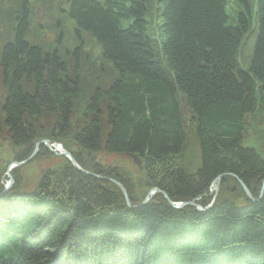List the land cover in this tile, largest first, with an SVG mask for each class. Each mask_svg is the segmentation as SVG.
I'll use <instances>...</instances> for the list:
<instances>
[{
  "label": "trees",
  "instance_id": "16d2710c",
  "mask_svg": "<svg viewBox=\"0 0 264 264\" xmlns=\"http://www.w3.org/2000/svg\"><path fill=\"white\" fill-rule=\"evenodd\" d=\"M3 1L0 140L6 132L22 148L15 159L24 161L37 140L63 141L79 105L84 122L72 136L74 156L92 174L67 160L24 190L15 172L14 187L0 195V264H264V157L243 145L250 116L264 112V0L255 19L252 0H237L235 22L227 0H73L75 42L59 32L55 45L30 41L31 0ZM153 5L163 21L158 44L148 29ZM84 31L102 49L100 65L117 70L109 87L93 93L81 79L93 62ZM44 114L54 115L50 131L36 126ZM187 128L201 149L194 172L177 161ZM98 151L136 155L150 186L135 191L128 177L91 156ZM108 177L126 186L133 206ZM215 180L221 190L208 210L173 207L163 193L206 207ZM152 187L161 191L140 204Z\"/></svg>",
  "mask_w": 264,
  "mask_h": 264
},
{
  "label": "rangeland",
  "instance_id": "374dc122",
  "mask_svg": "<svg viewBox=\"0 0 264 264\" xmlns=\"http://www.w3.org/2000/svg\"><path fill=\"white\" fill-rule=\"evenodd\" d=\"M227 1H228L227 11L231 17L230 22H233V19H235L237 15L236 5L234 0H227ZM35 11H38V16H42L43 18L41 21L45 23L46 18H44L45 16L44 8L41 7L39 9V7H35ZM67 21L72 26L73 20L69 18L67 19ZM162 22L163 21L161 17H159L158 24L161 25ZM148 29H149V33L152 36H154V33L156 31L154 25L150 24ZM253 40L254 38L252 39V47H253ZM250 48H251L250 40H247L243 45V49L241 51V58H243L247 52L250 53ZM99 52H100L99 48L96 49V53ZM95 56L97 55L95 54ZM0 58H1V50H0ZM240 61L244 64V59L242 60L240 59ZM1 70L2 69L0 67V114H1L3 128H5V120H4L5 112L3 110V105L6 100V88L2 80ZM116 75H117L116 69L111 67L107 68V66L104 67L100 64H97L96 62H91L83 66V69L81 71V79L84 82V83L82 82V85L85 91H87L88 93H93L97 90V88L107 87V86L109 87L112 84L113 79L116 77ZM80 106L82 105L80 104ZM182 106L184 112L186 113V116L190 117L192 115V112L188 110L185 104L182 103ZM78 108L79 105L77 106L75 112L72 115V124H71L72 126L70 127L71 131L68 133L67 136L64 137L62 141L64 149L66 150L67 146H69L70 149H67V151L72 153V156L76 161L77 159L74 156L75 154L74 152H78L77 150L79 149V147H77L75 144L72 143L73 142L72 136L77 131V129L81 127V125L83 124L82 122H84L83 116L81 115ZM53 117L54 115H49V114H44L43 117H40L38 119L39 125H36L38 127V130L41 129L44 132L50 131L54 125ZM102 122H103L102 140H103V144H105L106 135L109 130V126H107L106 124V115H104V117L102 118ZM187 130H188V137L185 144L184 152L179 158H177V161L182 166H184L188 172H194L197 170V168L201 163V157H200L201 149H200L199 140L196 136L194 129L187 128ZM38 141H43V139L37 140L36 142L38 143ZM41 143L43 144V142ZM52 143L50 142L51 147L48 146L44 147L42 146V144L39 146L36 145L35 149L32 151V154L28 158H26L27 160L25 161L18 159L16 160L15 156H18L19 153L22 152V148L13 146L6 138V132H4L0 140V181L1 182L4 181V183L6 184L8 183V180L5 178L8 175L7 174L8 168H10L11 174L14 175L16 172L19 175H21L24 188L26 187L33 188L37 183V181L40 179L42 172H44L45 170L56 168L57 166L63 163H67L68 161L72 163L70 158L65 154H63L61 150L58 151L56 148L52 147ZM65 144H67V146ZM243 145L246 147H253L257 149L259 153L264 157V112L256 116H250L248 120L247 130L244 135ZM43 149H46V152H44ZM91 156H94L96 161L100 162L103 166L115 167L121 175L128 177L130 181L133 184H135V187H133L135 191L141 192L142 190H144L145 187L150 186L146 182H144V171H143L144 168L139 167L134 162V159L130 155L124 153H107L105 151H98L92 153ZM19 163H21V165ZM108 178H112V177H108ZM217 185L218 186L216 188L211 187L209 192V195H212L213 198L217 197L221 190L219 181H217ZM192 203H195V201H192Z\"/></svg>",
  "mask_w": 264,
  "mask_h": 264
},
{
  "label": "water",
  "instance_id": "95a60500",
  "mask_svg": "<svg viewBox=\"0 0 264 264\" xmlns=\"http://www.w3.org/2000/svg\"><path fill=\"white\" fill-rule=\"evenodd\" d=\"M43 142H45V144H46L47 146H50V143H49V141H48L47 139L43 140ZM40 143H41V142H38V143H37V146H39ZM63 154H65L66 156H68V157L70 158V160L72 161V163H73V165H74L75 167H77V168L80 169V170H84V169L79 165V163L74 159V157L72 156V153H71V152H69V151H67V150H64V151H63ZM33 155H34V154H33ZM132 157H133V159H134V161H135L136 164L141 165V161L138 159V157H137L136 155H132ZM21 163H22V162H21ZM21 163H19V164L21 165ZM87 172H88V171H87ZM7 173L11 176L10 168H8ZM88 173H89V172H88ZM221 177H222V175H220V176L218 177V179L221 178ZM108 179L111 180V181H113L114 183H116V184H117V185L123 190V192L125 193V197H126L127 204L130 205V200H129V197H128V194H127V191H126L125 186H124L121 182H119L118 180H116V179H113V178H108ZM11 181H13L12 178H11ZM240 182H241V184H242V186H243L245 192L247 193L248 197L251 198V199H253V196H252V194H251L249 188L246 186V184H245L242 180H240ZM217 186H218V185H217V180H215V181L213 182V184H212V187L216 188ZM152 191H159V189H158V188H155V189H152ZM152 191H150V194L152 193ZM263 193H264V183H263V189H262V193H261V195H262ZM149 199H150V195H148V196L146 197V199L143 201L142 204L146 203ZM169 201H170V203H171L174 207H177V208H181V207H183V206H185V205L192 204V202H189V201H188V202H179V203H174L171 199H170Z\"/></svg>",
  "mask_w": 264,
  "mask_h": 264
},
{
  "label": "bare ground",
  "instance_id": "6f19581e",
  "mask_svg": "<svg viewBox=\"0 0 264 264\" xmlns=\"http://www.w3.org/2000/svg\"><path fill=\"white\" fill-rule=\"evenodd\" d=\"M148 191H152V189L150 188ZM152 192H154V191H152ZM163 193H165L166 197L170 198L166 192L163 191ZM147 196H148V195L145 196L144 200L146 199ZM130 205L133 206L131 200H130ZM194 206H195L196 208H201L202 210H208L205 206H203V205H201V204H199V203H196ZM181 208H182V207H181Z\"/></svg>",
  "mask_w": 264,
  "mask_h": 264
}]
</instances>
